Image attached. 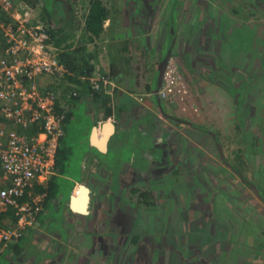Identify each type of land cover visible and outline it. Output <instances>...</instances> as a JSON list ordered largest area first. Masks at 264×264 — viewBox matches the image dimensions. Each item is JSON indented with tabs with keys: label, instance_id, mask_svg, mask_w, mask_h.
Instances as JSON below:
<instances>
[{
	"label": "rangeland",
	"instance_id": "rangeland-1",
	"mask_svg": "<svg viewBox=\"0 0 264 264\" xmlns=\"http://www.w3.org/2000/svg\"><path fill=\"white\" fill-rule=\"evenodd\" d=\"M90 1L43 0L47 13H50L52 8L55 9L57 13H53L54 20L64 29L71 31L64 34L63 39L72 41V39L76 40L77 37V40L83 42L84 45H87V34L83 31V21L88 12ZM123 1L97 0V4L108 10L113 17L120 15L121 21L123 20L124 22L125 19L126 21L129 20L131 9H137L138 6L142 14L149 20L150 14H145L147 13L146 9H148V6L151 8L152 5L154 8L159 2L158 0H132V3H130L127 0L129 4L126 3V5L122 6L120 2ZM146 2H149V4L145 7L144 3ZM173 2H177L175 6L179 4L177 0ZM214 6L216 7L215 11ZM115 7H119V10L113 12L112 10ZM194 13L196 14L188 20L190 27L186 23L182 27L184 34H188L189 31L191 33L188 41L186 39V41L184 39L175 41V43L180 44L179 47L173 49L172 53L177 58L169 54V58L163 68V72L169 65L175 69L174 74L180 77L184 90L180 89V86L179 89H176V94L171 98L165 99V102L176 117L182 118L185 123L191 126H197L201 130L208 131L218 143L219 149L210 146V148H205L206 153L199 152L197 161L199 164L194 169L202 174L204 165L211 168L212 170L209 173H214V180L211 174L206 175L207 178H202L206 180L209 187H215V190L210 189L211 191H209L204 182H199L203 184V188L202 186L195 187L193 185L195 183L193 181L194 177L191 178L189 176L185 179L183 176L181 179L179 177L182 173L179 169L181 168V161L178 159L172 162L168 161L165 155V145L157 141L159 144L158 154L161 152L159 156L157 149L153 147V142L155 141L150 136L143 139L142 134L144 133L141 132L126 133L123 138L124 140L127 139V141L122 143L120 147L118 146V149L115 148L104 156L95 154L93 149L88 150L86 139L79 134L81 128L87 126L88 116L85 115L84 111L82 113L81 110L78 111L76 118L66 124V132L64 131V135L60 140L61 151L56 172L61 171L64 174L82 173L80 163L83 151L93 152L100 161L103 160L109 165H114L112 167L113 171L109 173L108 179H106L107 188L105 191L102 190L99 197L101 203H107L109 208L108 212L102 211L107 219L103 221L96 218V215L91 217L94 219L92 230L96 234L98 240L95 241L98 244L93 245L90 242L88 245H83L84 250H88L90 246L93 247L92 252H89V254L80 253L83 264H134L137 261H139V264H180L179 259L173 261L169 259L170 251L168 247L170 245L168 243L172 240L165 237L164 234L167 232V224L172 222L175 228L188 231L184 238L186 236L189 240L191 236L189 231H195L196 226L199 225L194 223L192 227H188L186 230L185 227H178L179 225L182 226V223L184 225L187 220L186 211L183 209L179 211L184 198L183 193L186 191H190L191 198L199 194L201 200H206L205 205L210 208L206 209V213H209L213 208L212 212H214L217 220L211 222L210 217L204 213V217L200 219L204 221L201 226H207V230L211 227V232L216 231L212 230V228L220 229L221 233L227 232L228 229H232L233 234H236L237 231L240 232L239 230L241 229L246 230L248 245L256 250L255 255H259L258 262H263L264 215L262 213L261 215L260 211L264 210V201L258 200L257 193H254V191V220L249 219L246 227L243 224H239L235 228L232 225L233 219L227 216H231V211L233 210L226 208L223 204V199L227 198L234 207L238 201V199L236 200L237 191H240V193L246 192V196L252 197L247 190V183L251 186L253 185L259 191V196L264 198V0H202V3H197L196 6L194 4ZM14 14L19 15L17 13ZM31 14L35 18L39 17L46 24L44 21L46 18L44 19L41 16L39 7L31 11ZM134 15L131 18H135L138 21V18ZM172 16L175 21L173 24H169V29L170 32L176 33L179 28L178 15L175 12V15ZM80 29L81 31H79ZM216 30H219L221 35H216ZM228 31H230V34H228ZM127 32L131 34L130 31ZM214 38H217V42H219L218 50L211 44ZM169 41V36L167 39L162 38L161 41L159 40L158 47H161L162 50L160 53L161 57L168 51ZM199 41H202L200 42L201 49L196 50ZM125 43L127 44V42ZM88 44V47L84 46L86 48L84 52L92 50L93 44ZM108 45L109 42H107V46L105 44L102 50H96V53L98 52L99 55L103 53V57L99 56V59L103 63L105 62L104 65L108 63L110 67L112 59L119 56L111 48V45L109 48ZM125 45L120 43L115 49L125 47L124 52H121V57L124 60H133L132 73H146L150 76V85H155L159 62L150 61L147 65L142 64V61L135 54L133 55ZM202 45L204 46L202 47ZM104 52L106 53L104 54ZM148 57L147 55L144 59L147 60ZM100 60L96 66H102L100 65ZM159 60L160 58H158ZM199 60L202 64L201 66L196 65ZM192 64L194 65L192 66ZM42 80L40 79L39 86L48 87V80L46 79L47 82ZM75 83L80 88L81 84H85L86 87L89 86L88 82L79 81L77 83L76 80ZM151 89V91H154L153 87ZM66 99L65 97L64 103ZM161 102L160 106L163 107L164 104ZM131 106V109H133L134 105ZM134 109L138 110V115L140 113V116L137 117L139 118L137 125L141 121H148L152 125L159 124L152 116H149L151 121L147 120L141 114L139 105L135 106ZM134 115L136 116V112ZM185 125L182 124L184 127ZM97 139L99 140L100 137ZM133 143L137 148H134ZM65 156H67L66 159ZM206 157H211L212 161H205ZM62 159L63 162L61 161ZM119 165H123V168L127 169V171L140 170V173H138L140 181L138 180L134 184L137 189L132 190L125 187L131 184L132 178L129 179V176H127L128 179H117L116 168H119ZM143 169L151 171L147 174L151 177V180L143 178L145 177L142 172ZM189 170L185 168L188 175ZM157 174L160 175L157 176ZM156 179L159 181H156ZM183 180H185V183ZM98 182H101L100 178L95 181V185H98ZM48 183L49 189L48 184H45L46 190L39 192L44 196L40 213L45 202L44 219L43 217L40 218L44 220L41 236L43 241L45 233L50 232H55L65 238L62 214L64 211L63 207L69 199L68 193L71 187V183L68 180L52 178ZM219 185L220 187H227V190L219 189ZM192 186L194 187L192 188ZM229 186H233L237 191L232 189L233 187L229 189ZM168 209L172 210V215L168 212ZM247 212V215H250L249 210ZM167 215L175 218L167 222ZM0 217L4 219L0 221V225L2 224L0 226L1 229L4 223L6 224V222L14 219L10 211ZM116 221L118 225L115 223ZM207 230L202 228L203 232ZM260 232H263V235L260 238V242H257ZM147 234H157V238H154V236L149 238ZM86 236H90V234L88 233ZM121 240L128 241V243L124 245L122 255H119L120 248L123 247L119 242ZM25 241L26 245H23ZM25 241H22L20 247H25L27 253H35V255H31L32 260H29L30 255L27 257L23 255L22 257H25L23 264H39L41 262L40 254L43 255V253L35 247V243H32L31 239H25ZM150 250L154 251H152L153 254L150 253ZM3 253L0 256V264H4ZM139 255H144L148 258L147 263L134 258H138ZM155 255H167V257L161 260V256L157 262ZM43 256L48 257L49 255ZM142 256L141 258H143ZM179 257L182 259L181 255ZM44 264H48V262H44Z\"/></svg>",
	"mask_w": 264,
	"mask_h": 264
},
{
	"label": "crops",
	"instance_id": "crops-1",
	"mask_svg": "<svg viewBox=\"0 0 264 264\" xmlns=\"http://www.w3.org/2000/svg\"><path fill=\"white\" fill-rule=\"evenodd\" d=\"M129 1L130 3H132V0ZM158 1V5L154 6V8L153 5L151 6V8L148 6L149 2L144 3L145 7L148 6V9H146L147 13L145 14H150L149 20H147L146 17L142 14L139 6L137 7V9H131L128 21H126V19L124 20V22L123 20L121 21V18L119 17L120 15L117 17H113L111 16V14H109L102 25L103 30L98 34V36H94L92 42L87 40V45L85 46L88 47V43H92L93 48L91 50V53H95L96 55L95 60H93V58L92 60H90L91 62L89 61L90 65L109 73L111 80L114 83L113 92L111 95L101 94L102 97L96 99L88 90L86 85L81 84L78 97H76V99L74 98L71 100L66 99L65 104L67 105V109L64 111V115L65 113H67V118H65L64 120L63 130L65 131L67 123H70L74 118H76V113L78 114V111L81 110V113L82 111H84L85 115L88 116V122L86 124V127L81 128L79 134L86 139L87 149H93V152L95 154L97 153L101 156H104L106 153L111 152L115 148L118 149V146L120 147L122 143L126 142L127 139L124 140L123 138L126 133H132L136 131L144 133L142 134L143 139H146L148 136H150V138L155 141V144L159 145L157 143L158 141L165 145V155L167 156L168 161L172 162L177 159L181 161V168H179L180 171H182L181 175L179 176L181 179L183 178V176L185 179H187L189 176L191 178L194 177V180H192L195 182L193 184L195 185V187L202 186L203 184L199 182H204V185L206 184V187L209 189V191L215 190V187H209L208 183H206V180L202 178H207L206 175L211 174V177L214 180V173H209L212 169L204 165V168L202 169V174H200V172L194 169L199 164L197 162L199 158V152L202 151L206 153L205 148H210V146H219L216 140L213 138V136L210 135L208 131L201 130V128L197 126H191L188 123H185L182 118L176 117L171 112V109L168 108L166 103L162 102L164 106L161 107L159 101H157V97L155 96L156 87L154 88V92L149 90L150 76H148L146 73H132L134 65L133 60H124L121 57V52H124L125 47H120L119 49L117 48V50L115 49L117 45H120V43L125 45V42H127V44L125 45L128 47L127 49L130 50L133 55L135 54L136 57H138L142 61V64L147 65V63H149L150 61H154L156 63L160 61H158V58H161L160 53L162 50L161 47L158 46L159 40L161 41L162 38L167 39L168 36L170 37V45L168 47V50H170L171 55H173V49L180 46L179 43H175L176 40L180 41L181 39H186L188 41L189 35H191V33L189 31L188 34H184L182 32V27L185 23L187 26L190 27V23L188 20H190L193 15L196 14L194 13V4L196 6L197 3H202V0H178L179 4L177 6H174L177 3L176 2L174 4V0ZM120 3L122 6H124L126 5L127 0H124ZM215 9L216 7L214 6V11ZM118 10L119 7H115L112 11L114 12ZM217 10H219V8H217ZM220 11L221 10H219V12ZM175 12L178 15L177 21L179 28L176 33H173L170 32L169 24L174 23L175 20H173L172 15ZM133 14H135L134 16L138 18V21H136L135 18H131ZM227 15L229 14L227 13ZM79 31H81V29ZM127 31H130L131 34H129V32ZM215 34L221 35L219 30H216ZM228 34H230V31H228ZM126 36L128 37L127 39ZM74 41V47L78 46L79 44H83V42H79V40H77V37L76 40L74 39ZM107 42H109L108 48L111 45V48H113L119 56H116V58L112 59V62H110V67L108 63L104 65L105 62L103 63V61L99 59V56L103 57V53H101L100 55L98 52L96 53V50H102L105 44L107 46ZM200 42L202 41L198 42V46L196 47L197 49L195 48L196 50L201 49ZM211 44H213L215 49H219V42H217V38H214ZM203 46L204 45H202V47ZM136 49H138V52L136 51ZM105 53L106 52H104V54ZM144 55L149 56L147 60L144 59ZM173 56L177 58V56ZM99 60L101 61V67L96 66L98 65ZM193 65L194 64H192V66ZM196 65L201 66L202 64L198 62ZM111 68H113L112 71ZM81 78L82 77H77L75 79L78 82H86L83 81ZM42 81H46V79L44 78V80ZM66 89L70 90V88ZM102 98H105V101H103ZM131 105H134L133 109H131ZM138 105L141 107V114H143L147 120H150L149 116H152L159 124L152 125L148 121H141L140 124L137 125V121L139 120V118L137 117L140 116V113L138 115V110L134 108ZM135 112L136 116L134 115ZM158 114H160L161 117L158 116ZM168 116L175 117V119L172 120ZM108 123H110L111 129L107 125ZM182 124H186L185 127L182 126ZM97 136L100 137V141L97 139L99 138ZM92 140L95 141L96 144L100 142L101 145L98 147V144H93ZM134 143V148H137ZM100 147H103V149H100ZM60 151L61 149L59 141L58 150L55 158V172L41 185H43L45 188V184H47L48 181L52 178H56V180H68L71 183V187L68 193L69 199L63 207L64 211L62 214V225L65 231V238H63L60 234L50 232L45 233L44 241L41 240L44 220L40 218L43 217L44 219V202L43 210L37 216V221L34 227L28 229L24 233L20 241L10 244L9 246H7V248L3 249L0 252V255H2L4 251V264H15L17 262L19 264H23V261L25 260V257H22L23 255H26V257L30 255L29 260H32L31 255H35V253H27L25 247H20L22 245V241H25V239H31V242L35 243V247L40 249L39 251H41L43 255H49L47 257L40 254L41 262L39 264H44V262H48V264H83V261L81 260L82 255H80V253L83 252L89 254V252L91 253V250H93L92 246H90L89 249L87 248L88 250H84L83 245H88L90 242L93 245L98 244V242L95 241L98 240L96 234L92 230V224L94 222V219H92L91 217H93V215H96V218H99L103 221L107 219V217L103 215L102 211L108 212L109 208L107 207V203H101V199H99V197L102 193V190L105 191V189L107 188L106 179H108L109 173L113 171L112 167L114 165H109V163L107 164L103 162V160L100 161L96 157V155L93 154V152L91 153L83 151V154L81 153L82 160L80 163L82 173L64 174L61 171L56 172ZM66 158L67 156H65V159ZM205 159V161L207 162L209 160L212 161L211 157H206ZM61 161L63 162V159ZM121 167L122 169H120ZM185 168H187V170H189L190 168L189 175L186 174ZM142 172L145 175V177H143L144 179L146 178L151 180V177L147 175L149 174L148 172H151L150 170H142ZM116 173L117 179H128L127 176H129V179L132 178L131 184L125 187L131 188L132 190L137 189V186H134V184L140 178L138 176L140 170L134 169L133 171H127V169L123 168V165H119V168H116ZM158 175L160 174H157V176ZM98 178H100L101 182H98V185H95V181ZM156 181L159 180L156 179ZM183 181L185 183V180ZM196 182L198 183L196 184ZM79 185H84L89 189V196L87 200V215H79L73 213L70 210V202L76 199L78 193L77 187ZM247 185V190L250 192L252 197L246 196V192L240 193V191H237L233 186V188L229 186V189L232 188L238 192V195L236 197V200L238 199V201L233 207V205L229 202L227 198L223 199V204L226 206V208H230L231 210H233L231 211L232 215L227 216L233 219L232 225L235 228L238 227L239 224H243L246 227L248 226L247 222L249 219L254 220V193H257L256 195L258 196V200L260 199L261 201H264V198H261V196H259V191L255 187H253V185L252 187L251 185H249V183H247ZM193 187L194 186H192V188ZM203 187L204 186H202V188ZM218 187L219 189L227 190V187H220V185ZM251 192L254 193L252 194ZM183 194L184 198L182 200V206L181 208H178H180L179 211L182 209L186 211L187 220L186 223L184 222V225L182 223V226L179 225L178 227H185L186 230L188 229V227H192L194 223H198L199 225H195L196 230L192 229L195 231H189L191 236L192 234L194 235L193 237L190 236L188 240L186 236V239L184 238V235H187L188 231H183L182 229L181 231L175 228L172 222L167 224V232H165L164 235L165 237L170 238L172 240L168 243V245H170L168 247L170 251L169 259H171L172 261L175 259H179L180 264H262L258 262L259 255L254 254L256 253V250H254L252 246L248 245L249 243L247 241L246 230L241 229L239 230L240 232L237 231L236 234L232 233V229H228L227 232L225 231V233H221L220 229L213 228L212 230L216 231L211 232V227H209L207 230V226H201L203 225L204 221H201L200 219L201 217H204L203 214L205 213L208 217H210L211 222H215L217 219L215 217L214 212H212L213 208L210 210L209 213H206V209L210 208H207V206L205 205L206 200H201L199 194L193 198L190 197V191H186ZM248 210L250 212V215H247ZM168 212H170V214L172 215L171 209H168ZM261 213L264 215V210L262 212L260 211V214ZM171 215H167V222H170L171 219L175 218ZM115 223L118 225L117 221ZM202 228L207 231L203 232ZM88 233L90 234V236H86V234ZM147 235L149 236V238H152L153 236L154 238H157V234ZM262 235L263 232H260L258 235L260 237L257 238V242H260V238L262 237ZM119 242L123 247H125L124 245L128 243V241L123 240ZM23 245H26V241ZM40 245L42 246L39 247ZM123 247L120 250V255H122L121 253L123 252ZM152 251L153 250H150L151 254H153ZM150 253L148 252V254ZM179 255L182 256V259L181 257H179ZM141 256L142 255H139L138 258H134L143 261L144 263H147L148 258H146L144 255L142 256L143 258H141ZM155 256L157 262L159 260V257L162 256L161 260H163V258L166 259L167 257V255ZM134 264H139V261Z\"/></svg>",
	"mask_w": 264,
	"mask_h": 264
},
{
	"label": "built area",
	"instance_id": "built-area-1",
	"mask_svg": "<svg viewBox=\"0 0 264 264\" xmlns=\"http://www.w3.org/2000/svg\"><path fill=\"white\" fill-rule=\"evenodd\" d=\"M14 0H0V214L11 212L13 220L0 228V252L18 242L33 228L44 200L35 185L44 183L55 172L58 144L64 135L67 105L59 102L66 86L77 97L79 86L69 81L71 73L58 59L59 50L49 38L46 24L31 12L15 15ZM175 69L167 66L157 95L171 98L176 89L184 90ZM50 87H40V79ZM77 78V77H76ZM91 93L111 95L114 83L109 73L93 67L81 78ZM59 110V111H58ZM8 123V125H7ZM36 127L35 134H27Z\"/></svg>",
	"mask_w": 264,
	"mask_h": 264
},
{
	"label": "trees",
	"instance_id": "trees-1",
	"mask_svg": "<svg viewBox=\"0 0 264 264\" xmlns=\"http://www.w3.org/2000/svg\"><path fill=\"white\" fill-rule=\"evenodd\" d=\"M36 7H39L41 16L44 19L46 18V20H44V21L46 22V28L48 31V35H49V38L52 41L54 47H56L59 50L58 59H59L60 63H62L65 66V68L67 69V71L69 73H71V75H72L71 77H69V81L74 84L76 82L75 81L76 77H78V78L79 77H85V76H88L89 74H91V72L93 70V66L90 65V62H91L90 60H92L93 58H94L93 60L96 59L95 53H91V51L90 52H88V51L84 52V49L86 50V48L84 47L85 45H83V44H79L78 46L74 47V42H73L74 39H72V41H67V40L63 39L64 34L70 33L71 31H69L68 29L67 30L64 29V27H61V25H59L54 20V16H53L54 14L53 13H55V12L57 13V11L55 9L52 8V11L50 13H47V10H46L47 8H46L43 0H14V5H13L12 10L14 13H17V14L23 16L24 13L31 12ZM108 15H109V11L106 10L105 8H103L101 5H98L97 0L90 2L88 12L85 15V18H84L85 20L83 21V23H84L83 31L86 32V34H87V40L92 42V38H94V36H98V34L103 30L102 25L105 22V20L107 19ZM173 15H175V13H173ZM0 20L1 21H8V20H10V17L6 13L1 12L0 13ZM1 37H2V35L0 33V40H1ZM112 70H113V68H111V71ZM77 83H78V81H77ZM83 83H86V82H83ZM154 86L155 85H153V86L149 85V87H150L149 90L150 91L152 90L151 87H153V88L156 87V86L155 87ZM66 88H70V90H64ZM87 88L90 91L89 86H87ZM64 89L61 90L62 96H61L59 102H63L65 97L68 100H71L73 98V97H70V92L73 91L74 89L72 87H67V86ZM79 92H80V87H79V90H77V93H79ZM92 95L96 99L102 97L101 94L92 93ZM155 96L157 97V99H158L157 101H159V104L161 101L165 102V99H161L157 95V93ZM77 97H78V94H77ZM75 99H76V97H75ZM102 100L105 101V98H102ZM65 118H67V113H65V115H64V120H65ZM64 120H63V124H64ZM28 131H27V134L32 135V134H35L37 132V128L31 127ZM97 144L101 145L100 142H98ZM57 167H58V163H57ZM47 184H48V189H49V187H50L49 183H47ZM44 189L45 188L41 184L40 185L37 184L34 187V190L36 192H40V191L43 192ZM2 215H4V214H0V216H2ZM3 220L4 219H1V217H0V221H3ZM0 226H2V224ZM21 238L18 241H20ZM120 250H121V248H120ZM119 255H120V253H119ZM14 256H16V255H14Z\"/></svg>",
	"mask_w": 264,
	"mask_h": 264
},
{
	"label": "water",
	"instance_id": "water-1",
	"mask_svg": "<svg viewBox=\"0 0 264 264\" xmlns=\"http://www.w3.org/2000/svg\"><path fill=\"white\" fill-rule=\"evenodd\" d=\"M168 56H169V54H166V56L163 58V60L161 61L160 65H159V68H158V73H157V77H156V93L160 89V85H161V81H162L163 68H164L165 63H166V61L168 59ZM107 125L110 127V123H108ZM110 129H111V127H110ZM93 140H92V143L97 145L96 142L93 141ZM153 147L155 149H157V154H158L159 146L156 145L153 142ZM217 148L219 149V146H217ZM100 149H103V147H100ZM160 153L161 152H159V154H158L159 156H160ZM142 164H144V163H142ZM143 170H146V169H143ZM77 192L78 193H77L76 199L74 201L70 202V210L73 213H76V214H79V215H87L88 214V211H87V207H88L87 200H88V196H89V189L86 186H84V185H79L77 187ZM262 263L264 264V250H263V262Z\"/></svg>",
	"mask_w": 264,
	"mask_h": 264
},
{
	"label": "flooded vegetation",
	"instance_id": "flooded-vegetation-1",
	"mask_svg": "<svg viewBox=\"0 0 264 264\" xmlns=\"http://www.w3.org/2000/svg\"><path fill=\"white\" fill-rule=\"evenodd\" d=\"M167 52H168V53H167ZM166 54H170V50L166 51V52L163 54V56L160 58L159 63H161V61H162L163 58L166 56ZM168 58H169V56H168ZM198 59H199V57H198ZM198 59H197V60H198ZM199 62H200V61H199ZM168 117H170L172 120L175 119V117H171V116H168Z\"/></svg>",
	"mask_w": 264,
	"mask_h": 264
},
{
	"label": "bare ground",
	"instance_id": "bare-ground-1",
	"mask_svg": "<svg viewBox=\"0 0 264 264\" xmlns=\"http://www.w3.org/2000/svg\"><path fill=\"white\" fill-rule=\"evenodd\" d=\"M98 146H100V145H98Z\"/></svg>",
	"mask_w": 264,
	"mask_h": 264
},
{
	"label": "clouds",
	"instance_id": "clouds-1",
	"mask_svg": "<svg viewBox=\"0 0 264 264\" xmlns=\"http://www.w3.org/2000/svg\"><path fill=\"white\" fill-rule=\"evenodd\" d=\"M48 87H50V86H48Z\"/></svg>",
	"mask_w": 264,
	"mask_h": 264
}]
</instances>
